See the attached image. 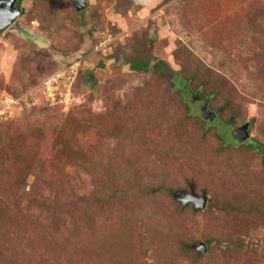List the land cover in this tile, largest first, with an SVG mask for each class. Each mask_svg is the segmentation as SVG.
<instances>
[{
  "label": "rangeland",
  "instance_id": "obj_1",
  "mask_svg": "<svg viewBox=\"0 0 264 264\" xmlns=\"http://www.w3.org/2000/svg\"><path fill=\"white\" fill-rule=\"evenodd\" d=\"M17 8L0 32V110L19 102L0 122V264H264V0ZM77 62L69 103H50L43 82ZM192 185L204 210L174 196Z\"/></svg>",
  "mask_w": 264,
  "mask_h": 264
},
{
  "label": "water",
  "instance_id": "obj_2",
  "mask_svg": "<svg viewBox=\"0 0 264 264\" xmlns=\"http://www.w3.org/2000/svg\"><path fill=\"white\" fill-rule=\"evenodd\" d=\"M17 1L18 0H0V32L8 30L22 16L23 11L16 7ZM74 4L78 12H83L88 7V0H74ZM202 113L205 119L212 121L216 118V114L209 111L208 105L202 108ZM248 139L249 134L247 133L239 142L244 143ZM174 196L176 200L181 202L185 207L189 204L195 205L196 210H204L208 204L207 196L205 194L199 196L194 185H192L190 192L181 191L174 194ZM196 249L200 251V253H206L205 244H200L199 248L197 247Z\"/></svg>",
  "mask_w": 264,
  "mask_h": 264
},
{
  "label": "built area",
  "instance_id": "obj_3",
  "mask_svg": "<svg viewBox=\"0 0 264 264\" xmlns=\"http://www.w3.org/2000/svg\"><path fill=\"white\" fill-rule=\"evenodd\" d=\"M101 49L108 50L110 47V40H106L104 43L100 44ZM100 50V49H99ZM80 63H74L68 67V69L64 72H60L59 74L47 79L43 82L41 88L48 97L50 103L56 104H68L69 103V93L71 92V88L74 86L76 79L79 74ZM66 88V93L59 96L58 91L62 88V86ZM18 101L9 100L6 102V105L3 109L0 110V121H6L8 119H12V114L15 112V106L18 105Z\"/></svg>",
  "mask_w": 264,
  "mask_h": 264
},
{
  "label": "trees",
  "instance_id": "obj_4",
  "mask_svg": "<svg viewBox=\"0 0 264 264\" xmlns=\"http://www.w3.org/2000/svg\"><path fill=\"white\" fill-rule=\"evenodd\" d=\"M18 2H19V0L17 1V4H16V7H18ZM19 9V8H18ZM121 64H123V65H130V68H131V70L132 71H134V72H139V73H151V72H153V71H155V70H158V69H160V70H166L167 69V71H168V66H167V64L165 63V62H162V61H159V62H157V63H153V61L151 60V59H147V58H145V59H141V58H136V59H128V58H124L122 61H119ZM51 77V76H50ZM47 79H49V78H47ZM46 79V80H47ZM91 79H93V76H89V79L88 80H91ZM45 80V81H46ZM44 81V82H45ZM177 82H178V86L180 87V88H184L183 90L185 91V96H184V98H185V101H186V103H187V100L188 99H190L191 98V96L192 95H194L193 94V91L192 90H190V89H188V88H186L185 86H184V80L182 79V78H180V77H177ZM91 85L93 86L94 84L93 83H91ZM73 89H74V87H73ZM62 105H64V104H62ZM208 109H209V111L210 112H212V113H214L211 109H210V106H208ZM203 114V113H202ZM215 114V113H214ZM219 118V116L216 114V118L215 119H218ZM10 119H8V120H6V121H9ZM204 120H205V123H207L208 121H211V120H209V119H205L204 118ZM0 122H5V121H0ZM212 122V121H211ZM256 145V144H255ZM259 149H261L262 147L261 146H257ZM263 155H264V150H263ZM263 164H264V162H263ZM229 209L231 210V211H235V212H242V209L241 208H239V207H232V206H230L229 207Z\"/></svg>",
  "mask_w": 264,
  "mask_h": 264
},
{
  "label": "flooded vegetation",
  "instance_id": "obj_5",
  "mask_svg": "<svg viewBox=\"0 0 264 264\" xmlns=\"http://www.w3.org/2000/svg\"><path fill=\"white\" fill-rule=\"evenodd\" d=\"M198 101H200V99H199V98H198ZM205 105H207V104H205ZM205 105H203V107H204ZM203 107H202V108H203Z\"/></svg>",
  "mask_w": 264,
  "mask_h": 264
},
{
  "label": "clouds",
  "instance_id": "obj_6",
  "mask_svg": "<svg viewBox=\"0 0 264 264\" xmlns=\"http://www.w3.org/2000/svg\"><path fill=\"white\" fill-rule=\"evenodd\" d=\"M53 77V76H52ZM51 78V77H50Z\"/></svg>",
  "mask_w": 264,
  "mask_h": 264
}]
</instances>
